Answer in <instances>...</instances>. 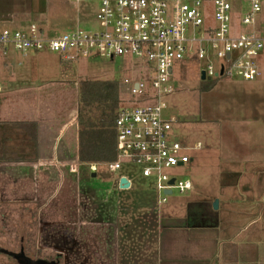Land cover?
I'll use <instances>...</instances> for the list:
<instances>
[{
  "label": "rangeland",
  "instance_id": "1",
  "mask_svg": "<svg viewBox=\"0 0 264 264\" xmlns=\"http://www.w3.org/2000/svg\"><path fill=\"white\" fill-rule=\"evenodd\" d=\"M99 1L85 0L75 3L71 0H0V29L27 30L30 24H35L45 35L52 37L77 29L86 32L97 31L99 27L96 12ZM223 1L231 6L233 31L238 34L254 32L264 40V0H259L261 12L255 16L253 25L249 26L240 23L249 9L247 1ZM205 8L209 10L204 15L205 23L213 25L211 5L207 4ZM207 58L208 60L197 59L195 49L187 53L183 63L173 68L170 79L173 92L163 97V117H174L178 121L172 128L173 137L184 145L197 142L201 144V149L195 153L192 162L180 167H171L165 172L168 177H174L176 180H188L191 183L189 191L179 193L173 190L166 202L159 204L150 180L142 178L137 167L127 164L115 173L98 164L94 182L87 180H91L88 178L91 172L85 169V164H78L74 173L69 170L59 173L55 170L17 169V166L11 164L13 154L9 128L4 126V140L0 146V170L5 172L3 180H9L4 182L6 191L9 194L28 191L36 199L45 196L52 203L49 207L50 216L59 215L58 211L61 210L60 213L65 215L67 220L71 217L76 219L67 222V225L75 224L83 231L107 224L98 223L95 226L90 223L94 215L88 209L95 210L96 207L93 200L89 204L86 199L91 200L94 196L100 201L103 209L109 205L111 220L107 216L106 218L113 221L115 227L128 225L125 230L127 241L120 240L122 243H117L121 251H129L125 255L130 264L134 263V259L140 257V254L146 264H187L185 260L173 262L166 257L160 259V247L164 245L169 249V245L176 242L178 234L173 229L191 223L212 224L221 220L227 188L224 182L235 180L234 173L247 170L245 163L252 162L251 157L255 163L258 162L256 158L262 160H259L258 165L264 164V153L254 155L251 152L252 155H243L240 152L241 149H249L252 140L255 149H264V138L252 139L250 118L242 120L241 114L246 112L241 109L244 106H240L264 98V70L259 78L246 83L239 76H223L211 78L207 84L209 81H202L200 73L208 69L215 72L219 67V61L212 54ZM260 64L264 67V50L261 52ZM135 66L137 65L123 63L119 59L109 60L96 51L74 61H64L59 55L49 51H42L34 57H23L20 53L11 51L6 60L0 62V85L5 92L3 97L0 96V102L5 101L6 107L9 108L10 90L23 88L33 92L39 87L49 85L56 88L53 97H59L62 105L60 109L65 106L69 112L75 108V104L77 105V90L81 82L104 80L119 83L122 101L120 107L127 106L132 104V101L126 95L123 79H134L136 75L132 72ZM70 91L76 92V100L71 98ZM9 116L8 111L7 117ZM120 176L131 180L129 189H119L117 179ZM214 201H217V210L212 209ZM80 202L82 207L78 206ZM116 202H121L126 207L122 213L116 214L112 208ZM194 203H206L207 207L209 206V209L204 208V211H201L200 215L204 218L201 219L195 214L197 216L192 219V213L199 210L188 206ZM189 210L190 218L187 214ZM248 220L250 219L243 218L238 226L244 227ZM120 235L126 236L124 232H120ZM182 238L185 241V237ZM122 262L125 263L123 260Z\"/></svg>",
  "mask_w": 264,
  "mask_h": 264
},
{
  "label": "built area",
  "instance_id": "2",
  "mask_svg": "<svg viewBox=\"0 0 264 264\" xmlns=\"http://www.w3.org/2000/svg\"><path fill=\"white\" fill-rule=\"evenodd\" d=\"M239 1L249 3L241 25H253L255 16L261 12L259 0ZM207 4L212 8L213 25L205 23ZM230 10V4L223 0H100L97 31L77 29L52 37L35 24H30L27 30L0 29V62L11 51L23 57L49 51L64 61L84 58L96 51L109 60L137 65L132 72L136 75L134 79H123L132 104L120 107L114 119L115 158L102 165L113 173L125 164L137 167L139 175L150 180L157 202L164 204L173 190L183 193L191 189L188 180H176L165 172L190 163L201 149L199 142L191 145L178 142L172 135L177 119H165L162 115L163 97L173 92L170 79L174 66L181 65L186 54L195 49L197 59L208 60L207 56L212 54L219 61L215 72L203 71L208 81L239 76L249 82L262 74L264 40L254 32L233 31ZM97 166L88 164V171L95 173ZM76 170L77 164H71L69 171ZM127 181L129 189L131 180Z\"/></svg>",
  "mask_w": 264,
  "mask_h": 264
},
{
  "label": "crops",
  "instance_id": "3",
  "mask_svg": "<svg viewBox=\"0 0 264 264\" xmlns=\"http://www.w3.org/2000/svg\"><path fill=\"white\" fill-rule=\"evenodd\" d=\"M55 90L49 85L33 92L23 88L12 89L9 108L5 101L0 102V146L4 140L2 128L7 126L14 155L11 156V164L17 169L61 173L69 170L71 164H79L77 105L69 112L65 106L60 109L59 97H53ZM4 95L2 88L0 96ZM75 95V91H70L71 98L76 100ZM240 106H244L241 109L246 112L241 114L242 120L250 118L252 139L264 138V98ZM252 144L253 140L249 149L238 150L241 149L243 155L264 153V149H255ZM251 158L252 162L245 163L247 170L234 173L235 180L224 182L227 188L223 218L212 224L175 227L173 230L178 234L176 242L170 244L169 249L164 245L160 247V259L185 260L187 264H264V164L259 166L257 163L261 159L256 158L258 162L255 163ZM204 205L209 209L206 203ZM220 207L221 203L218 209ZM243 218L250 220L244 227H239Z\"/></svg>",
  "mask_w": 264,
  "mask_h": 264
},
{
  "label": "flooded vegetation",
  "instance_id": "4",
  "mask_svg": "<svg viewBox=\"0 0 264 264\" xmlns=\"http://www.w3.org/2000/svg\"><path fill=\"white\" fill-rule=\"evenodd\" d=\"M4 175L1 169L0 264H123L122 260L124 264H130L125 255L129 251H121L119 245L120 240L127 241L126 226L115 227L114 222L109 221V205L103 209L94 196L91 200L86 199L89 204L92 200L95 202L96 209H90L94 215L92 224H107L83 231L80 226L67 225V218L60 213L61 210L59 215L50 216L52 203L45 196L36 199L24 190L20 194H9L4 183L9 180H3ZM78 206L82 207V203ZM188 206L199 208L198 212L192 213V217L199 215L204 218L200 215L206 208L204 203ZM187 214L190 218V210ZM106 216L109 220L106 218L104 221ZM95 229L103 232H96ZM120 232L126 236L120 235ZM143 258L140 254L132 264H146Z\"/></svg>",
  "mask_w": 264,
  "mask_h": 264
},
{
  "label": "trees",
  "instance_id": "5",
  "mask_svg": "<svg viewBox=\"0 0 264 264\" xmlns=\"http://www.w3.org/2000/svg\"><path fill=\"white\" fill-rule=\"evenodd\" d=\"M209 83L210 81L207 84ZM119 86L116 81L85 80L78 87L77 161L79 164H85L86 170H88L87 165L90 163L102 164L115 158L113 123L121 103ZM92 174L96 177V173ZM91 175L87 176L91 180H87L94 182V178ZM87 180L85 181L88 182ZM83 194L87 193L83 192ZM112 208L118 214L122 213L126 207L121 202H116ZM103 219L106 221V217ZM72 220L76 221V219L71 217L67 222ZM91 220L90 223L92 224L93 218ZM124 226L128 225L124 224Z\"/></svg>",
  "mask_w": 264,
  "mask_h": 264
},
{
  "label": "water",
  "instance_id": "6",
  "mask_svg": "<svg viewBox=\"0 0 264 264\" xmlns=\"http://www.w3.org/2000/svg\"><path fill=\"white\" fill-rule=\"evenodd\" d=\"M200 79L202 81L205 79L204 72L203 71L200 73ZM91 176L94 177V174H92ZM172 182H173L172 180L169 181V184H172ZM128 186H129V182L127 181V179L124 178V177H120L119 180H118V187H119V189H121V190L128 189ZM165 192L167 194H170V191L169 190H167ZM212 209L213 210H217V201H214L213 202Z\"/></svg>",
  "mask_w": 264,
  "mask_h": 264
}]
</instances>
